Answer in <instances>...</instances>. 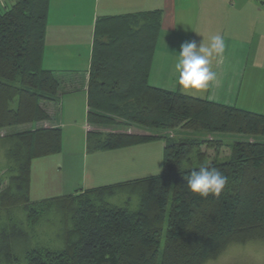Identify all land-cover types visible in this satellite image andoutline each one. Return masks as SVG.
<instances>
[{"label":"trees","instance_id":"obj_1","mask_svg":"<svg viewBox=\"0 0 264 264\" xmlns=\"http://www.w3.org/2000/svg\"><path fill=\"white\" fill-rule=\"evenodd\" d=\"M49 2L13 0L0 9V130L28 126L5 134L14 142L7 153L15 157L18 195L4 191L0 208L23 203L34 217V207L58 203L73 222L62 250H33L27 264H206L234 243L264 240V113L151 85L160 9L96 21L87 148L107 151L162 140L160 130L211 137L166 140L160 174L42 201L30 198L32 160L63 147V129L47 124L53 119L49 105L60 103L68 87L61 72L42 63ZM218 133L250 139L227 144ZM201 165L227 177L218 196L188 189V177ZM121 192L126 205L108 201ZM135 197L138 206L131 208ZM22 235L16 227L3 232L0 253L11 255L12 242Z\"/></svg>","mask_w":264,"mask_h":264},{"label":"crops","instance_id":"obj_2","mask_svg":"<svg viewBox=\"0 0 264 264\" xmlns=\"http://www.w3.org/2000/svg\"><path fill=\"white\" fill-rule=\"evenodd\" d=\"M12 2L0 0V8L8 9ZM156 9L162 11V19L150 68L151 85L182 92L174 71L180 46L186 41L207 44L212 36L221 35L226 45L223 59L210 58L215 80L203 91L183 92L264 113V0H50L42 63L45 69L61 72L68 87L60 93V103L49 105L53 119L47 124L63 129V147L61 153L32 160V200L157 174L163 140L107 151L87 148L91 129L87 80L95 23L102 16ZM67 126L83 130V153L69 160L64 151Z\"/></svg>","mask_w":264,"mask_h":264},{"label":"rangeland","instance_id":"obj_3","mask_svg":"<svg viewBox=\"0 0 264 264\" xmlns=\"http://www.w3.org/2000/svg\"><path fill=\"white\" fill-rule=\"evenodd\" d=\"M0 9L4 10V7ZM27 127L16 126L0 130V194L9 189V192L6 193L7 196L9 194L18 195L16 185L12 180L17 171V166L14 162L15 157L9 156L7 153L10 148L11 150L13 149L14 142L6 139L5 134L23 131ZM64 129V140L66 142L64 145L65 158L69 160L70 157L83 153L81 139L83 130L79 126H67ZM156 133L165 136V138H162L164 142L166 140L172 141L185 138L207 139L211 137V134L202 131L160 130L156 131ZM215 137L223 139L227 144L250 139L249 136L243 134L237 135L231 133H218L215 134ZM163 162L162 153L161 167L157 168L155 173L160 174L163 172ZM193 164L197 165V160ZM126 199L127 194L121 192L114 197H109L108 201L110 200L111 203L116 205H126L124 203ZM136 202L137 198L135 197L130 207H137ZM33 209H35L34 217H29V212L25 209L23 203L20 205H10L3 209L0 208V246L2 245L1 235L3 232H10L12 227H16L20 232H23L21 237L12 242L13 250H11V255L0 253V264H27V255L33 250H50L55 252L65 247L66 232L73 225L70 218L72 214H69L67 217L68 212H64L63 207L58 203L36 206ZM206 264H264V240L256 239L245 242V244L234 243L228 246L218 258L212 259V261Z\"/></svg>","mask_w":264,"mask_h":264},{"label":"clouds","instance_id":"obj_4","mask_svg":"<svg viewBox=\"0 0 264 264\" xmlns=\"http://www.w3.org/2000/svg\"><path fill=\"white\" fill-rule=\"evenodd\" d=\"M225 39L221 35H214L209 42L203 41L198 45L196 41H186L180 46L179 55L174 64V71L178 74L176 84L185 92H200L209 86L216 78L211 67V57L214 55L223 59ZM228 183V179L218 169L201 165L192 171L187 179L188 189L201 197L209 194L219 195Z\"/></svg>","mask_w":264,"mask_h":264}]
</instances>
